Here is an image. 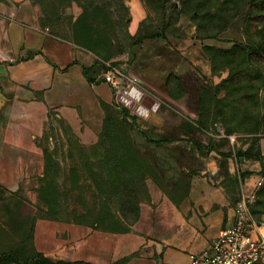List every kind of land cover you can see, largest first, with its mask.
<instances>
[{
  "label": "rangeland",
  "instance_id": "374dc122",
  "mask_svg": "<svg viewBox=\"0 0 264 264\" xmlns=\"http://www.w3.org/2000/svg\"><path fill=\"white\" fill-rule=\"evenodd\" d=\"M32 1L40 17L15 27L21 44L68 46L93 84L108 65L121 76L105 84L111 99L50 109L30 152L9 149L0 99V251L29 246L36 257L21 264H128L147 250L114 237L138 221L110 233L80 217L130 209L117 200L131 195L140 213L155 209L153 188L177 204L210 171L236 201L255 197L264 221V0ZM135 167L146 180L133 192Z\"/></svg>",
  "mask_w": 264,
  "mask_h": 264
},
{
  "label": "crops",
  "instance_id": "0c3cea01",
  "mask_svg": "<svg viewBox=\"0 0 264 264\" xmlns=\"http://www.w3.org/2000/svg\"><path fill=\"white\" fill-rule=\"evenodd\" d=\"M39 17L32 0H0V99L8 109L7 144L16 152L34 150L26 140L33 141L42 132L48 112L63 99H111L106 83L88 81L68 46L44 39L37 53L31 52L34 45L14 38L15 27L17 32L20 25L35 30ZM215 173L195 177L177 204L152 189L156 208L143 205L131 234L114 237L115 245L119 238L129 240L130 252L139 245L147 250L128 264H189L190 255L206 249L233 224L237 201L226 177Z\"/></svg>",
  "mask_w": 264,
  "mask_h": 264
},
{
  "label": "built area",
  "instance_id": "2783aa9c",
  "mask_svg": "<svg viewBox=\"0 0 264 264\" xmlns=\"http://www.w3.org/2000/svg\"><path fill=\"white\" fill-rule=\"evenodd\" d=\"M119 70L108 65L103 74L104 83L116 86ZM131 76L129 81H135ZM264 185V177L257 180L256 187ZM255 197H243L236 202L234 222L223 229L210 245L197 254L189 256V264H264V221L257 220L251 212Z\"/></svg>",
  "mask_w": 264,
  "mask_h": 264
},
{
  "label": "trees",
  "instance_id": "16d2710c",
  "mask_svg": "<svg viewBox=\"0 0 264 264\" xmlns=\"http://www.w3.org/2000/svg\"><path fill=\"white\" fill-rule=\"evenodd\" d=\"M88 81L90 83H93L92 81H90V79H88ZM134 177H136V179L133 178L132 183L130 185L133 192H135V190H144L146 179L144 178V175L139 167L134 168ZM262 177H264V175H262ZM119 187L123 190L126 189L124 183L118 184V188ZM142 202L143 201L139 199L138 196L136 197V195L122 196L121 199L117 200V204L123 207H129L130 209H116V211L113 213L99 212L95 215H84L80 218L83 219L84 222L88 224V226H91L95 230L110 233H124L128 227L132 226L138 221L140 216L139 205ZM251 212L255 216L253 212V207L251 208ZM74 220L77 223H83L80 219ZM5 250L6 251H0V264L10 262L21 264V262H27L30 259L33 261L36 257L32 254H29V252H34V250L29 246H23V244H19L17 246ZM43 264L53 263L44 262Z\"/></svg>",
  "mask_w": 264,
  "mask_h": 264
}]
</instances>
